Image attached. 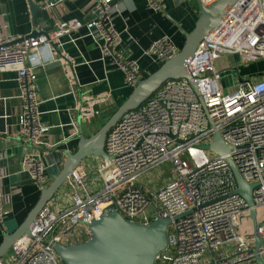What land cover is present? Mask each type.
I'll return each instance as SVG.
<instances>
[{"label":"built area","instance_id":"obj_1","mask_svg":"<svg viewBox=\"0 0 264 264\" xmlns=\"http://www.w3.org/2000/svg\"><path fill=\"white\" fill-rule=\"evenodd\" d=\"M145 1L154 12L164 13L165 0ZM200 1L209 6L219 0ZM118 10L116 0H95L86 25L69 19L56 22L37 37L0 35V73L16 70L22 103L18 128L24 153L19 174L41 190L52 183L43 148L55 146L42 140L51 127L41 121L36 67L45 64L46 57L62 63L79 90L76 112L89 122L94 106L110 102L112 94L96 100L82 95L75 61L64 46L76 44L75 35L86 27L102 63L121 71L126 86L135 89L141 81V67L118 50L123 43L114 24ZM178 53L167 36L144 51L153 63H164ZM226 56L238 57V67L264 61V0H237L200 42L189 63L198 92L187 79L168 80L138 108L124 114L106 137L109 160L96 170L101 186L94 191L87 187L91 169L73 170L54 196H60V201L53 198L39 211L30 235L15 241L0 264H64L52 244L88 241L91 224L109 205H115L130 222L172 220L168 248L155 264H260L257 257L264 261V75L245 83L239 78L238 88L226 92L223 74L216 67V61ZM218 133L230 148L227 153L203 148L214 143ZM166 163L172 167V177L152 191L150 175ZM235 169L242 182L256 185L254 207L237 193ZM3 171L0 225L9 216L8 201L20 193L5 192L3 183L11 175ZM252 209L257 211L256 228L250 218ZM247 221L252 232L244 230ZM257 239L262 241L259 247Z\"/></svg>","mask_w":264,"mask_h":264},{"label":"crops","instance_id":"obj_2","mask_svg":"<svg viewBox=\"0 0 264 264\" xmlns=\"http://www.w3.org/2000/svg\"><path fill=\"white\" fill-rule=\"evenodd\" d=\"M42 3L43 0H33ZM95 0H63L52 9V20L49 25L64 20L78 19L86 25L92 19L91 9ZM119 13L115 15V28L120 33L123 43L118 48L123 56L138 61L141 67V81L154 74L163 63H153L144 55V51L156 40L169 37L178 47L179 52L185 43V35L191 33L200 15V9L194 1L165 0L164 13L151 10L145 0H116ZM41 21L40 27H49ZM36 27L30 11L28 0H0V35L15 37L29 36ZM87 29L83 27L75 35L76 44L67 43L65 53L75 61V74L80 85L82 95L90 96L92 100L100 98L110 92L112 99L109 102L98 103L94 106V116L89 122L82 121L81 128L85 138L96 134L110 118L116 109L121 107L131 96L133 88L126 86L124 75L112 66H105L101 59L100 50L86 36ZM130 37L133 40H130ZM67 41V38L64 39ZM45 64L37 66L38 97L42 102L39 109L42 113L41 121L51 129L45 133L42 140L65 151L75 152L81 136L78 133L76 103L79 101V90L71 83L62 63L45 58ZM234 63V64H232ZM238 57L226 56L216 61V67L222 72L239 78L255 81L263 76L264 68L255 66H239ZM109 70L110 72H107ZM225 74V75H227ZM17 72L9 69L0 73V144L11 143L7 148L10 156L9 168L5 173L16 171L23 161L24 148L18 128V117L22 110L19 99L20 91L17 83ZM224 88V87H223ZM226 91V89L224 88ZM45 156L51 148H43ZM54 149V148H53ZM52 150V149H51ZM22 151V152H21ZM22 153L19 156V153ZM49 154V153H48ZM103 160L88 157L81 166L91 169L86 182L87 187L96 190L101 186L100 177L96 170ZM48 164V162H47ZM165 178L160 184L150 183L156 190L159 186L171 179ZM27 181V180H26ZM151 181V179H150ZM6 193L19 190L20 193L10 198L7 203L9 216L6 221L12 229L20 227L27 219L31 210L40 199L42 190L33 183L19 181L17 184L9 179L3 183ZM59 202L61 197L54 200ZM68 197H65L67 200ZM0 225V244L6 233H12L5 225ZM15 231V230H14ZM13 231V232H14Z\"/></svg>","mask_w":264,"mask_h":264},{"label":"water","instance_id":"obj_3","mask_svg":"<svg viewBox=\"0 0 264 264\" xmlns=\"http://www.w3.org/2000/svg\"><path fill=\"white\" fill-rule=\"evenodd\" d=\"M28 1L33 24L36 27L28 37H37L52 28V25H49L53 19L52 9L57 7L63 0H43L39 4L33 0ZM183 1H194L200 9V15L195 29L185 35V43L180 52L164 62L159 70L150 77L140 81L131 96L121 107L116 109L113 117L104 123L103 127L90 138L87 139L82 136V119L80 115H77L78 133L81 139L76 151H65L55 147L48 152L49 154L47 153V171L52 183L49 187L42 190L39 201L31 210L25 222L14 232L6 233L3 236L0 244V260L8 253L15 241L23 236L30 235L37 214L54 198L73 170L80 167L84 160L90 156H96L105 161L109 160L104 149L106 137L112 126L124 114L138 108L168 80L187 79L194 87V90L198 92L189 74V63L193 59L195 50L200 42L218 25L227 10L237 0H219L209 6L203 5L200 0ZM41 21L47 26L49 25V27H40L43 30L37 29ZM54 49L56 48L54 47ZM240 82L245 83L246 81L240 79ZM19 142L22 146L23 143L20 140ZM10 144L3 142L0 144V170L9 168L11 159L7 148ZM203 148L219 152L220 154L227 153L230 149L224 145L219 133L216 135L214 143ZM21 152L19 156H21ZM21 170L22 163L16 171H9L10 180L16 184L21 180L31 183L30 180H27L25 174H19ZM235 174L239 183L237 193L246 199L250 207H254L252 192L256 185H246L242 182L236 169ZM256 214L257 211L252 209L250 218L253 220L255 228L257 226ZM171 224L172 220L165 218H156L148 224L130 222L118 212L115 205H109L103 209L100 218L91 224L92 236L88 241L72 246L53 243L52 246L64 264H155L158 255L168 248L169 227ZM261 243L262 241L257 239V247ZM257 260L260 264H264L260 257H257Z\"/></svg>","mask_w":264,"mask_h":264},{"label":"rangeland","instance_id":"obj_4","mask_svg":"<svg viewBox=\"0 0 264 264\" xmlns=\"http://www.w3.org/2000/svg\"><path fill=\"white\" fill-rule=\"evenodd\" d=\"M232 64H234V63H232ZM249 66H255V67L260 66L261 68L262 67L264 68V61H260L258 63H253V64H250ZM227 73H228L227 71L224 72V79L222 80V86L226 89V92L235 91L238 88L239 77L237 74L232 73V75L230 76V74H227ZM225 74H227V75H225ZM257 78L259 79L260 77H257ZM244 80L246 81V79H244ZM171 175H172V167H171L170 163L163 164L161 167H159L158 169L154 170L151 173V175H150L151 183L154 185H158L165 178H169ZM5 222H6L5 225L8 227V229H10L11 232L16 230V229L10 228L7 225L8 221H5ZM247 222H248V224L244 222V230L252 232V224L249 221H247ZM249 223H250V225H249Z\"/></svg>","mask_w":264,"mask_h":264}]
</instances>
